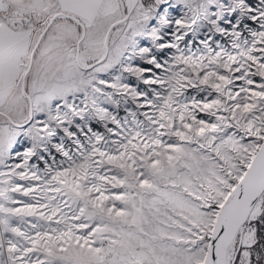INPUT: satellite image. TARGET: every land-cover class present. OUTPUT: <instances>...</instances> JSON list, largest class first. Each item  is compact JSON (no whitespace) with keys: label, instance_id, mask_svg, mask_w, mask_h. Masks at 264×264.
Listing matches in <instances>:
<instances>
[{"label":"snow or ice","instance_id":"6c2138e0","mask_svg":"<svg viewBox=\"0 0 264 264\" xmlns=\"http://www.w3.org/2000/svg\"><path fill=\"white\" fill-rule=\"evenodd\" d=\"M0 264H264V0H0Z\"/></svg>","mask_w":264,"mask_h":264}]
</instances>
